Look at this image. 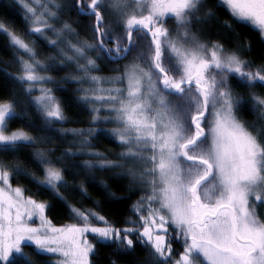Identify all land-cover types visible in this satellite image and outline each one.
<instances>
[{
  "label": "snow or ice",
  "instance_id": "6c2138e0",
  "mask_svg": "<svg viewBox=\"0 0 264 264\" xmlns=\"http://www.w3.org/2000/svg\"><path fill=\"white\" fill-rule=\"evenodd\" d=\"M197 2L198 0H159L158 4L154 2L152 10L155 15L140 19L135 16L127 20L121 19L123 35L120 38L111 36L109 22L104 14V0H77L76 5L81 12L87 9L94 18L92 31L97 38L96 47L110 57L114 55L118 59H126L131 54L136 47L134 31L146 30L150 39L149 47L154 45V54L148 58L150 71L144 75L148 83L146 91L151 93V100L162 111L154 109L152 103L140 93V79L135 75L129 77L127 103L115 97H110L105 102L123 104L121 108L114 109L117 119L125 129V132L117 131V136L122 139L125 134L134 136L136 142L150 145L156 150V155L150 161L153 168L147 175L158 174L160 180L167 185L162 192L154 193L153 198L162 197L156 202L170 213L171 226L177 231L176 238L184 239V252L176 254L179 259L173 258L174 238L168 235L169 219L151 207L134 209L145 212V215L137 217L138 226L135 222H129L130 226L117 227L95 212L85 213L71 208L73 214L85 223L88 216H93L108 226L73 225L70 228H49L47 211L51 205L37 202L30 197L21 202L22 189L16 188L13 190L14 195H10L0 187V264H11L10 258L14 255L24 257L31 264L22 250L27 244H31L38 253H59L68 258V264H90L89 254L94 253V248L81 239L87 233L95 234L101 240L118 241L125 248L135 247L138 239L146 238L145 243L153 247L154 254L163 257L162 264H195L192 253L201 255L207 264H264V226H256L248 220V193L243 190L245 186L257 182L264 188V175H261L264 173V144H258L254 138L244 134L235 123L233 107L240 100L232 95L227 84L228 73L239 74L247 80L258 79L264 82V75L260 74L264 72V68L257 73L241 71L242 61L235 55L221 59L213 52L210 60H206L199 56L203 51L201 46L181 51L173 45L167 39L168 32L160 17L164 16L165 11L174 13L180 17L181 25L187 27L186 15H182V10L194 9ZM226 2L238 16L255 21L264 28V0ZM81 3L83 7H80ZM24 7L35 17L34 9L26 4ZM64 27L71 31L68 25ZM3 31V26L0 25V32ZM31 33L43 34L40 27L32 29ZM162 37L165 38L166 48L176 54L177 62L172 67L167 66L168 61L162 51ZM106 38L114 47L106 46ZM11 43L27 53L32 52L31 47L15 36L11 38ZM75 52L84 55L83 47H75ZM88 64L94 66V61L88 60ZM210 69L220 70L219 81ZM172 72L178 78L170 76ZM35 79L32 74L27 76L29 81ZM50 92L51 90H45V94L36 103L42 105L47 117L63 119L60 106ZM169 96L173 99H169ZM257 100L264 106V98ZM210 101L213 108L218 103L222 108L215 113V127L211 129L213 147L205 150L201 147L206 138L202 125L207 118ZM152 112L159 119L148 122L149 117L145 113ZM15 115L13 104H0V147L12 148L17 144L32 143L23 133L12 132L8 136L3 134L7 130L8 121ZM37 155L41 156L43 164L53 163L43 159L42 154ZM181 160L185 163L183 169L179 167ZM4 168V163L0 162V184L11 188L10 178ZM42 171L45 180H37V185L53 191L63 200L58 191V186H66L62 173L51 167ZM217 178L225 191L221 193L222 199L210 205L203 202L201 196L208 194ZM255 199L264 204V196L256 195ZM4 205L7 206V211L2 210ZM33 217H37L44 227L30 226L28 221Z\"/></svg>",
  "mask_w": 264,
  "mask_h": 264
},
{
  "label": "trees",
  "instance_id": "16d2710c",
  "mask_svg": "<svg viewBox=\"0 0 264 264\" xmlns=\"http://www.w3.org/2000/svg\"><path fill=\"white\" fill-rule=\"evenodd\" d=\"M74 1L76 3L77 0ZM203 2L202 18L192 23L191 26L194 25L195 28H192L193 31L200 33L204 42L215 47V50L229 51L232 45L241 49L243 43L242 51L246 54L236 56L245 66L242 67L243 71L257 73L264 68V38L261 32L250 24L241 22L231 10L217 5L216 0ZM75 8L77 9L76 5ZM106 9L108 10L107 7ZM79 17V24L83 23L81 19L88 21L97 43L92 31L91 17L73 11L66 20L72 22ZM0 25L4 29L0 32V102L12 103L16 113L15 117L8 121L6 132L24 130L34 138L32 143L17 144L12 148L0 147V162L5 165L4 171L10 174L11 183L22 189L26 196L51 205L47 216L57 226L81 223L71 208L82 212H97L105 217L109 224L121 228L130 226L129 222L138 223L136 220L140 213L134 209L139 205L142 193L148 189L144 187L143 179L132 180L126 173L131 174L133 169L130 164L139 159L129 155L124 157L123 154L129 147L108 135V132L101 131L105 124L94 119L100 112L90 99V93L82 91L81 84L72 79L76 72L75 66L72 63L61 64L63 57L56 46H49L47 40L31 33L28 17L15 0H0ZM5 32L18 35L24 43H33L38 49V58L47 66L45 72L56 80L52 90L58 97L63 119L47 117L39 103H36V94L28 90L29 83L20 82L15 78V75L19 76L24 72L25 63L31 61V55L20 48L18 50ZM79 33L90 38L86 30L79 28ZM135 36L144 40L145 45L150 43L146 31L141 33L140 30ZM99 51L102 58L98 62L103 75L119 73L122 70L119 68H123L125 61L130 59L129 54L124 60L114 61L104 51ZM133 52L134 48L131 55ZM260 74L264 75V72ZM228 75L232 95L240 100L239 104L234 105L239 121L253 134L258 144H264V108L256 100L264 98V82L258 79L247 80L234 73ZM205 78H208L207 74ZM85 96L88 98L84 99ZM84 143L87 147L103 153L104 158L85 155L82 152ZM38 153L42 154L43 159L46 156L53 162L50 165L62 173L66 186H58V190L63 200L53 191L37 185V180L45 179L42 171L45 165ZM105 162L118 164V167H101V163ZM134 171L144 174L148 172V168H135ZM251 204L264 225V204ZM142 243L143 239H138L135 247L125 248L118 241L93 238L94 253L91 254V264L148 262L151 258L150 250L142 246ZM23 250L31 264H55L52 256L44 252L38 253L31 244L23 246ZM10 260L11 264H28L21 256Z\"/></svg>",
  "mask_w": 264,
  "mask_h": 264
},
{
  "label": "rangeland",
  "instance_id": "374dc122",
  "mask_svg": "<svg viewBox=\"0 0 264 264\" xmlns=\"http://www.w3.org/2000/svg\"><path fill=\"white\" fill-rule=\"evenodd\" d=\"M15 2L20 4L23 10L25 11L29 20L30 30L36 27H40L42 29L43 34L40 33H36V34L42 39L47 40L49 46L51 47L56 46L57 50L63 57L60 63L61 64L72 63V65L75 66L74 69L76 72L72 75V79L81 84L82 91L86 90L85 92L90 93V99H92L93 103L95 104V108L100 112V115L97 116V120L105 124V126L103 127L104 129L102 130L104 132H108L109 133L108 135L116 138L125 146L129 147V150H127L125 154H123L124 157L125 155H129L132 158L139 159V161L132 162L130 164V167L133 169L131 174L126 173L127 177L132 180L143 179L144 182L143 185H145L144 187L148 189L145 193H142L137 208L147 209L148 207H151L153 210L158 211L160 215H164L166 219H169V227H171L170 229H172V233L174 234L173 232L174 230L170 222V213L166 209L161 208L160 204L156 202L157 200L162 199V197L153 198L154 193L162 192V190L166 188L167 185L160 180L158 174L153 176L147 175V173L153 168V163L150 161L151 158L156 155V150L152 149L150 145H145L141 142H136L134 136H129L125 134L123 139L120 136H117L116 135L117 131L125 132V129L123 128L121 122L117 119V114L114 111V109L121 108L123 104H113V103L105 102V100L109 99L110 97H115L117 100H120L123 103H127L129 77L135 75L140 79V84H141L140 93L144 95L149 100L150 103H152V107L154 109H157L158 111H162L159 109L158 105H156L151 100V93L146 91V89L148 88V83H147V77L144 75L146 73H149L150 71L148 58L154 54V45L152 48H150L149 43L145 45L144 40L134 35V37L136 38V47H134L133 54L132 55L130 54V59L125 61V63L123 64V68L121 67L119 68L122 70H120L119 73L116 74L103 75V73H101L102 68L98 62L99 59L102 58V53L99 51L98 47H96L95 39L93 38L90 25L87 23L88 21H83L81 19L83 23L81 22L82 24H79L80 17L72 22L66 20V17L69 16L73 11L74 13L79 12L78 9L75 8L74 0H15ZM87 2H90V0H87ZM154 2L158 4L159 0H104V14L109 22V28L111 29V36L113 38L122 37L123 31L120 26L121 19L127 20V19H131L133 16H135L137 19H140L147 17L149 15H155L152 10V4ZM25 4L28 7L34 9L36 14L35 17L33 16L32 13L26 11L24 7ZM106 7L108 8V10L106 9ZM80 15L82 14L80 13ZM109 15H110V19H109ZM182 15H186L185 23L187 24V27H183L181 25L180 17H177L174 13L165 11L164 16L160 17V19L163 20V27L167 29L168 32L167 39L181 51H183V49L191 50V49H195L197 46H201L203 51L199 53V56L202 57L203 59L210 60L212 53L216 51L215 47L207 45L204 42L205 40H203V36L200 33L193 31V29L195 30V28L193 27L194 25L191 26L192 23H194L195 21H199L202 18L203 9L201 7H195L194 9H184L182 10ZM238 17L242 18L240 16ZM91 18H92L91 23L93 24L94 18L92 16ZM247 21L249 22V24H251V26L258 29L264 38V28H261L258 25V23H256L255 21H251L248 19ZM76 24H78L79 26H77ZM65 25H68L71 31L65 29L64 27ZM78 27L83 30H86L89 33L90 38L81 36ZM144 31L145 30H141V33H144ZM185 33L187 35H185ZM8 35L10 41L13 36L19 39L18 35H14L12 33H8ZM52 41H55L56 43L52 44L51 43ZM164 41L165 38L162 37L161 38L162 51L165 59L168 61L167 66L172 67L177 62L176 54L172 52L171 49L166 48ZM105 43L108 48L114 47L112 43L108 42L107 38L105 39ZM28 44L27 45L32 48V52L30 53L31 61L25 63L24 72L22 74H19V76L15 75V78L20 80V82L29 83L28 90L36 94V100L45 94V90H51L50 95L54 96L56 102L59 104L58 97L54 94L52 90V85L55 83L56 80L50 74H47L45 72L47 66L38 58L39 51L35 47V45L29 42ZM88 45H91L92 47H86ZM14 46L19 50V46L17 45ZM72 46L83 47L84 55L82 56L78 55L75 52V47ZM20 50L26 52L24 49L20 48ZM216 55L221 59H223L224 56H231L225 50L218 51ZM88 60L94 61V66L89 65ZM243 66L244 64L242 62L241 71H243L242 69ZM219 71L220 70L213 71L217 81L221 79L219 75ZM246 71L249 72L248 70ZM29 74L34 75L36 79L32 81L27 80V76ZM169 75L178 78L175 72H172ZM93 77H95L96 79L93 80L92 79ZM153 81L155 82V77H153ZM227 84L231 89V81L228 74H227ZM97 97H102L104 99H97ZM169 99H173V97L169 96ZM0 104H12V103L0 102ZM39 105L40 108L42 109V105L41 104ZM234 107H233V116L235 118V123L240 126V129L244 134H247L255 139L253 134L249 130H247L246 127L239 121L235 113ZM221 108H222L221 104L218 103L215 106V108H213L211 101L209 102L208 115L206 116L207 118L205 120V123L202 125V127L206 130V135H205L206 138L204 139V142L201 145V147L205 150L213 147V137L211 135V129L215 127V120H216L215 113L221 111ZM185 111H187V106H185ZM101 112H105V113H101ZM145 115L149 117L148 122H154L155 119H159V117H156L155 112L145 113ZM166 119L167 117L165 116V122ZM13 132L23 133L27 135L32 140V142H34L33 136L24 130H17ZM11 133L12 132L4 131L3 134L5 136H8ZM84 146L85 148L82 152L85 155L99 159L104 158L105 155L100 151L87 147L85 143ZM45 159L48 160L46 156ZM101 165H103V167L104 166L105 167L110 166L113 168L118 167V164H114V163L110 164L108 162H105V164L101 163ZM49 167L53 168L50 164L45 165V168H49ZM179 167L181 169L185 167V163L183 160L180 161ZM135 168H140V169L148 168V172L144 174L143 173L138 174L134 171ZM121 174L123 175V173ZM121 174H119V176H122ZM261 175H264V173H261ZM8 176L10 178L11 188H9L7 185L4 184H0V187H3L5 191L8 192L10 195H14L13 190L19 187L14 186L11 183V176L9 173ZM145 178L151 181H144L146 180ZM218 181L219 178H217V181L214 182V185L210 187V190L208 192L211 194L210 198H207L206 195L201 196L203 202L211 205L214 204L216 201L222 199L221 193L224 192L225 189L222 185L219 184ZM243 190L248 193L247 205H246V210L248 212V220L250 222H254L256 226H264L260 222L255 210L251 206L252 202H259L255 199L256 195L264 196V188H261L260 183L257 182L255 184L245 186ZM259 191H261V193H259ZM27 198L29 197L26 196V194L23 191V198L21 202H23V200H26ZM2 210L7 211V206L4 205ZM137 212L140 213L139 215H145L144 211H137ZM97 214L100 215L99 213ZM49 221L50 223L47 225V227L49 228L51 227L70 228L73 225L77 227H85V226L107 227L108 226L103 221H100L93 216L87 217V223L81 220V223L78 224H69L62 226H57L51 220ZM136 222H138L136 223L138 226L139 221L136 220ZM28 224L32 227H44L42 222L37 217H33L31 220H29ZM168 235L171 236V234ZM176 237L177 235L174 234L173 236L174 239L172 240L173 258L179 259V256L176 254L184 252V239L182 237L181 239ZM93 238L101 240L98 236L92 233H87L81 237L82 240H86L87 243L91 244L92 246H93ZM145 239H143V243H145ZM102 241H109V240H102ZM145 244H146L145 246L146 249H149L150 253L151 252L154 253L153 247L149 243H145ZM44 253L52 256L54 260L53 262L55 264H68V258L63 257L59 253H47V252ZM91 254L92 253L89 254L90 264H91ZM192 255L195 258V264H207V261L201 255L196 253H192ZM16 256L18 255H14L10 259H13ZM157 264H162V262H157Z\"/></svg>",
  "mask_w": 264,
  "mask_h": 264
},
{
  "label": "flooded vegetation",
  "instance_id": "af4514ba",
  "mask_svg": "<svg viewBox=\"0 0 264 264\" xmlns=\"http://www.w3.org/2000/svg\"><path fill=\"white\" fill-rule=\"evenodd\" d=\"M217 1V5H220V6H222V7H224L225 9H227V10H231L232 11V13L241 21V22H243V23H246V24H249V22L247 21V19L246 18H244V17H242V18H239L238 17V15L237 14H235L234 12H233V10L231 9V5H229L227 2H226V0H216ZM75 5H77V1H76V3H74ZM204 4V2H203V0H198V2H197V4H196V7H201L202 8V5ZM83 6V5H82ZM77 9H78V11L82 14V15H85V14H83V12H81L80 10H79V7H77ZM86 11H87V9H85ZM85 16H87V15H85ZM89 17H91V16H89ZM83 20V19H82ZM84 21V20H83ZM251 25V24H250ZM255 28V27H254ZM143 30V29H142ZM258 30V29H257ZM259 31V30H258ZM243 47H244V44L243 43H241V49H240V47L239 46H237V48L235 47V45H232L231 46V48H230V50L229 51H227L228 52V54L229 55H235V56H243L244 54H246V53H244L243 51H242V49H243ZM218 51H222V50H219V49H216V51H215V53H217ZM243 52V53H242ZM259 193H261V191H259ZM206 197L207 198H210L211 197V194L210 193H208L207 195H206ZM206 200V199H205ZM171 227H169V233L168 234H171V236L173 237L174 236V234H176L177 235V231H173L174 232V234L172 233V229H170ZM180 239H181V237H180ZM142 246H146V244L145 243H142ZM150 257L151 258H149V261L148 262H144V261H141V264H157V262H162V260H163V257H160V256H158V255H156V254H154L153 252H151L150 253ZM162 259V260H161Z\"/></svg>",
  "mask_w": 264,
  "mask_h": 264
},
{
  "label": "water",
  "instance_id": "95a60500",
  "mask_svg": "<svg viewBox=\"0 0 264 264\" xmlns=\"http://www.w3.org/2000/svg\"><path fill=\"white\" fill-rule=\"evenodd\" d=\"M83 5V3H81V5H80V7H83L82 6ZM83 14H85V15H87V16H91L89 13H88V11H84L83 12ZM146 31V30H145ZM137 31H134L133 32V35H135V33H136ZM108 55V54H107ZM109 56V55H108ZM128 57V56H127ZM109 58L111 59V60H114V61H121V60H124V59H118L116 56H109ZM208 115V112L206 113V116ZM204 132H205V135H206V130L204 129Z\"/></svg>",
  "mask_w": 264,
  "mask_h": 264
}]
</instances>
